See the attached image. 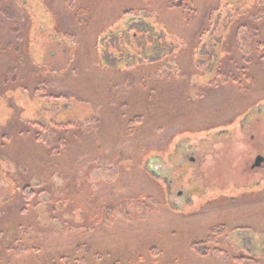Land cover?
<instances>
[{"label": "rangeland", "instance_id": "obj_1", "mask_svg": "<svg viewBox=\"0 0 264 264\" xmlns=\"http://www.w3.org/2000/svg\"><path fill=\"white\" fill-rule=\"evenodd\" d=\"M172 2L0 0V264H264V0Z\"/></svg>", "mask_w": 264, "mask_h": 264}, {"label": "trees", "instance_id": "obj_2", "mask_svg": "<svg viewBox=\"0 0 264 264\" xmlns=\"http://www.w3.org/2000/svg\"><path fill=\"white\" fill-rule=\"evenodd\" d=\"M173 2V5H180V6H183V4L186 2V1H188V0H172ZM226 7H229L228 5H226ZM1 11V10H0ZM4 17H6L7 19H11V20H14L15 19V15L12 13V12H10V11H6V10H4V11H1L0 12ZM134 14H132V13H126V15H124L123 16V18H122V21H126V19H129L131 16H133ZM137 16H139V15H136L135 17H137ZM150 31H151V29H150ZM150 31H149V33H150ZM104 43L107 45V51H108V49H109V47H112L111 49L112 50H114V54H115V57L113 56V59L112 58H109V55H111V53L110 54H105V59H106V57H107V59H109L110 60V62H122L123 61V58H122V56H123V53L120 51L121 50V48L123 47V44L125 43V38L123 37V36H120V37H117V38H115V39H113V38H110V37H107V38H105L104 39ZM264 46V45H263ZM262 46V47H263ZM118 53V54H117ZM173 53V54H172ZM170 56H168V55H162V56H158L157 57V59H150V58H145V57H142L141 55L137 58V62H138V64H147L148 66H151V65H161V63H163L164 61H167V60H169V61H172L173 60V58H174V55H175V52H171L170 51ZM107 55V56H106ZM127 66V65H126ZM137 66H140V65H137ZM48 135V134H47ZM17 184H16V182H14V186L16 187V190H17V187L18 186H16ZM31 195V193L30 192H25L24 193V197H25V200H26V202H28V204L30 203L29 202V200L31 201V199L33 198V197H31L30 198V195ZM28 199V200H27Z\"/></svg>", "mask_w": 264, "mask_h": 264}, {"label": "water", "instance_id": "obj_3", "mask_svg": "<svg viewBox=\"0 0 264 264\" xmlns=\"http://www.w3.org/2000/svg\"><path fill=\"white\" fill-rule=\"evenodd\" d=\"M263 163H264V157L260 156V157L256 160V162H255V164H254V168H258V167H260Z\"/></svg>", "mask_w": 264, "mask_h": 264}]
</instances>
